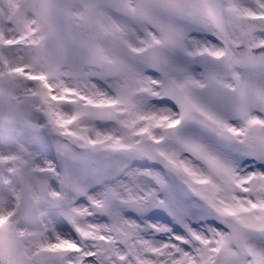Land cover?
I'll use <instances>...</instances> for the list:
<instances>
[{
  "label": "snow or ice",
  "instance_id": "snow-or-ice-1",
  "mask_svg": "<svg viewBox=\"0 0 264 264\" xmlns=\"http://www.w3.org/2000/svg\"><path fill=\"white\" fill-rule=\"evenodd\" d=\"M0 264H264V0H0Z\"/></svg>",
  "mask_w": 264,
  "mask_h": 264
}]
</instances>
